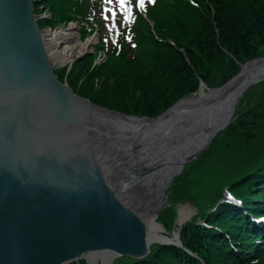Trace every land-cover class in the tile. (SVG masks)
Instances as JSON below:
<instances>
[{
    "label": "trees",
    "instance_id": "obj_1",
    "mask_svg": "<svg viewBox=\"0 0 264 264\" xmlns=\"http://www.w3.org/2000/svg\"><path fill=\"white\" fill-rule=\"evenodd\" d=\"M83 3L35 0V9L49 6L53 17L42 20L55 26L69 22L74 10L83 11ZM142 11L146 17L138 15L134 27L121 30L107 48L97 45L107 49L105 62L93 66L94 56L85 54L65 77V69L55 73L58 79L66 78L75 93L98 105L155 117L195 92L201 81L221 86L241 64L264 56V0H152L135 12ZM246 90L230 122L173 181L169 198L176 201L192 183L209 179L208 196L198 205L205 224L186 222L180 229V246L153 244L143 258L126 256L127 264H264V234L252 219L264 215V80ZM224 184L241 206L221 193ZM173 216L167 207L157 220L170 226ZM118 259L112 264H119Z\"/></svg>",
    "mask_w": 264,
    "mask_h": 264
},
{
    "label": "water",
    "instance_id": "obj_2",
    "mask_svg": "<svg viewBox=\"0 0 264 264\" xmlns=\"http://www.w3.org/2000/svg\"><path fill=\"white\" fill-rule=\"evenodd\" d=\"M96 108L111 112L53 73L32 0H0V264L149 252L151 213L114 176Z\"/></svg>",
    "mask_w": 264,
    "mask_h": 264
},
{
    "label": "bare ground",
    "instance_id": "obj_3",
    "mask_svg": "<svg viewBox=\"0 0 264 264\" xmlns=\"http://www.w3.org/2000/svg\"><path fill=\"white\" fill-rule=\"evenodd\" d=\"M74 28H76L75 24L70 23L69 27L59 32L53 33L50 31L51 33L49 34L41 32L42 42L45 45L51 63L53 61L57 62L58 65H63L70 60V54H74L77 50H79L78 53L84 51L91 43L90 40L80 42L81 40L79 41ZM62 44H64L67 51H57ZM263 80L264 60L252 64L251 67L236 76L231 83L218 90L205 91L202 85L200 90H198L199 93L191 97H184L176 106L169 109L161 118L156 120L138 118L136 121L129 122L101 112L99 111L100 109L96 108L100 120L105 153L114 176L124 190L143 204L151 213L152 225L147 234V243L150 241H174L173 245L180 246V241L177 239L178 232L172 233L173 236L169 237L160 230L161 228L154 221L156 218L154 213L165 202L163 194L165 187L174 174L184 165V162L189 157L195 156L207 140L232 118L236 107L235 103L242 93L249 86L256 85ZM226 94L227 97L225 99L218 100V97ZM113 134L116 138L112 136ZM187 135H193V137L190 136L191 138L186 140L184 146L180 145L178 150H182V152L166 162H160L158 158L160 155H156V153L143 151L142 144L144 143L149 142L157 150H162L164 147H170V145L175 144L167 141L171 136L179 138ZM139 139H141L140 143L135 144ZM187 145L192 146L190 151H193V153L185 156L183 151H186L187 148L185 146ZM197 148L199 149L197 150ZM161 163L166 164L165 166L163 165L165 168L160 166ZM152 167L155 168V171L153 170L154 172L146 174V177L150 178L151 183H154L151 185L153 193L152 195L146 193L147 195L144 194L145 197L141 198L134 189L138 187V181L141 180L138 178V173L141 174L143 169ZM154 178H156V181H154ZM158 213L156 214L158 215ZM187 214L189 215V211L184 210L183 207L179 210L176 222L177 230L180 228L181 223L185 221ZM252 219L255 223V228L264 224V215L262 214H258ZM257 229L262 230L261 227ZM82 258L88 264H109L115 257L111 253L99 252L84 255Z\"/></svg>",
    "mask_w": 264,
    "mask_h": 264
},
{
    "label": "rangeland",
    "instance_id": "obj_4",
    "mask_svg": "<svg viewBox=\"0 0 264 264\" xmlns=\"http://www.w3.org/2000/svg\"><path fill=\"white\" fill-rule=\"evenodd\" d=\"M150 1H152V0H84V3L82 5L83 6V11L74 10V12L70 14L71 16H73V18H71L69 22L66 23L64 21H59L54 26V25H48L42 20L43 18H52L53 17V14H52L51 9L49 8V6H47L45 4L44 5L40 4L35 9V0H32L33 7H34L33 8L34 19H36L35 22L38 25V27L41 30V32H43L44 34L45 33L49 34V33H51L50 31H52L53 33L59 32L61 30H65L67 27H69L70 23H74L75 26H76V28H74V31L78 35L79 41L80 40H81L80 42H84L86 40H90L91 41V43L88 45V47L84 51L78 53L79 50H77L74 54H70V60L66 61L63 65H60V64L58 65L57 62H53L51 60L52 61L51 65H52L53 73L54 74L55 73L59 74V71L61 69H65V72H64V77H65L67 72L71 69L72 64L75 63L76 60H79L80 58H82L85 54L86 55L87 54H92L94 56L93 64H92L93 66L94 65H99V64L105 62L108 59V52H107L106 48L113 42V40L116 39L117 36L120 35V31L121 30L128 29L130 26L134 27V24L136 23L138 15L146 17V14H145L144 11L140 12V14L136 13L135 11L136 10H140L146 2H150ZM206 1H208V0H206ZM129 17H130V21L128 23V18ZM111 21H114V24H113V26L109 27L108 23L111 22ZM132 37L133 38L135 37L134 32H132ZM99 44L101 46H106V48L105 47H101V48L98 49L97 45H99ZM57 51H61V52L64 51L65 52L67 50L65 49L64 44H62ZM262 57H264V56H262ZM258 58H260V57H258ZM247 61H250V60H247ZM243 64H241L239 71L235 75H233L232 77L239 75L238 73L240 72ZM56 77H57V75H56ZM231 78H229L227 81H229ZM57 79H58V77H57ZM65 79L66 78H64V80L61 81V83H63V82L67 83ZM225 83H223V84H225ZM202 85H203V88L205 89V91H210L211 89L215 88V86H208L203 81H201L199 83L198 88H197V90L195 92L190 93L188 95H185V96L179 98L172 105H174L176 103H179L182 100V98H184V97H191V96L199 93L198 90H200ZM217 87H219V86H217ZM75 94H77V93H75ZM227 94L218 97V100L225 99L227 97ZM77 95H79V94H77ZM79 96H81V95H79ZM81 97L88 99L91 102V104H94V105L99 106V107H104L107 110H110L111 112L104 111V110H101V109L99 111L105 112L107 114H111L114 117L118 118V116L115 115V113L126 114L124 112H121V111H118V110H114V109H111V108H108V107L93 103L87 97H84V96H81ZM237 102H238V100H237ZM237 102L235 103V106L237 105ZM126 115L132 116V117H147V116H137V115H131V114H126ZM123 120L124 121H129V122L136 121V119L135 120L123 119ZM229 122H230V120L226 123V125ZM226 125H224L221 129H223ZM200 127H201V124H200ZM218 131H220V129ZM217 132L215 134H213L207 140V142L205 143L206 145L204 144V146L200 149L199 152H197L195 154V156L189 157L188 160H186L184 162V165H182L180 170L176 174H174V176L171 178V180L168 182V184L165 187V190L163 192L164 197H165V202L163 203V205L158 210H159V213H160L165 208H167V207L170 208V211H172V213L174 214L173 221H172L171 225L170 226L164 225L162 222L157 220L158 215L156 214V212L154 214H155V217H156L155 218L156 222L159 225H161L162 228L165 231L163 229H160V230L164 234L167 233L168 235H170L169 237L173 236L172 233L174 232V230L176 228L175 224H176V220H177V217H178V213H179V210L182 207H183L184 210L186 209V210L189 211V215L188 214L186 215L185 221L181 223L180 228L178 227L179 230L176 229L177 232H178L177 239L180 240V237H179L180 236V229L185 225L186 222H189V221L191 222V221L195 220L196 222H200V223L205 224V222L203 220H201V218L199 217V212L200 211H198V205H199L201 197H207L208 196L207 194H208L209 186H210V181H209L208 178H206L204 180V182L201 183V184L192 183V188H190L188 190V193L186 195H183L181 197L182 199H179V200H176V201H171L169 196H171L172 193H173V191H172L173 190V186H174L173 181H174L175 177L177 175H179V173H181V171L183 170V168H184V166L186 164H188L191 161L199 158L204 153V151L208 148V146L210 144V141L217 134ZM193 135L181 136L179 138H177L175 136H171V138L168 139L167 141H170V142L175 143V144L170 145V147H164V148H162V150H157L155 148V146L154 145H150L149 142L148 143H144V144H142L143 145V151L156 153V155H160V157L158 156L160 162H166V161H168V159L171 160L173 157H176L179 153H181L182 150L181 151L178 150L180 148V145L184 146L186 140L190 139L191 138L190 136L193 137ZM140 141H141V139H139V141H137L135 144L140 143ZM150 148H155V149H150ZM185 148H187L186 151H183L185 156L193 153V151H190L191 148H192L191 145H187V146H185ZM198 149L199 148H197V150ZM195 152H196V150H195ZM164 154H166L165 156L167 158L164 156ZM161 159H162V161H161ZM163 165L165 166L166 164L165 163H161L160 164L161 167H164ZM159 167H157V168H159ZM153 170L155 171V168L152 167L150 169H143L141 174L138 173V178L141 179V180L138 181L139 182L138 183L139 184L138 187H136L134 189L137 191L138 196H140L141 198L145 197V195H147V194L148 195H152V193H153L151 185H153L154 183H151L150 178L146 177L147 176L146 174L154 172ZM157 176H156V178H157ZM156 178H154L155 180L154 179L153 180L156 181ZM221 193H225V196L232 198L231 200H232L233 203L238 204V205L241 206V200L240 199H236L228 191V185L227 184H224L221 187ZM178 195H179V193L174 195V196H178ZM177 198H179V197H177ZM195 217H196V219H195ZM260 227H261V225L257 226V228H260ZM258 230H260L264 234L263 230H261V229H258ZM156 243L173 244L174 241H168V242L150 241V242H148V245L150 247L151 245L156 244ZM126 256L127 255L118 256V257L114 258L112 260V262L115 259L119 258L118 259L119 264H127L126 263V258H125ZM131 258H133V257H131ZM81 259L85 261V264H88V263H86V260L84 258H79V259L70 261L68 264H71L72 262L79 263V261ZM135 259H137V258H135Z\"/></svg>",
    "mask_w": 264,
    "mask_h": 264
}]
</instances>
